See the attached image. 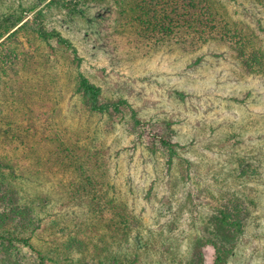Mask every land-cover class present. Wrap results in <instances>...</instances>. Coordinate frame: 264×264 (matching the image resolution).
Listing matches in <instances>:
<instances>
[{"label":"rangeland","instance_id":"1","mask_svg":"<svg viewBox=\"0 0 264 264\" xmlns=\"http://www.w3.org/2000/svg\"><path fill=\"white\" fill-rule=\"evenodd\" d=\"M37 1L6 0L1 10ZM218 5L260 30L264 45L263 7L250 0H219ZM111 11L112 6L93 4L84 15L65 17L60 28L84 58L80 69L102 86L104 96L125 97L138 110L144 140L85 109L75 92L78 67L72 52L50 54L48 44L29 29L17 36V51L1 54L56 58L38 69L25 67L24 84L17 83L23 85L20 95L26 94L24 113L36 111L35 120L48 136L58 132L49 142L40 139L28 178H20L30 196L40 200L45 230L36 242L53 255L57 246L65 249L75 259L95 250L102 256L139 250L140 264L187 259L218 207L232 201L244 232L228 264H264V75L248 73L225 43L195 51L149 44L140 49L121 38L116 50L105 32L112 27ZM90 25L99 33L94 27L86 33ZM163 120L173 122L181 145L171 166L164 153L150 150L152 135L163 133ZM132 221L133 229L127 228ZM73 238L85 253L75 245L65 247ZM25 253L27 264H39L34 251ZM205 258L214 264L212 245L205 247Z\"/></svg>","mask_w":264,"mask_h":264},{"label":"trees","instance_id":"2","mask_svg":"<svg viewBox=\"0 0 264 264\" xmlns=\"http://www.w3.org/2000/svg\"><path fill=\"white\" fill-rule=\"evenodd\" d=\"M5 1L0 0V264H27L26 248L36 253L39 264H140L139 250L131 254L109 252L104 256L95 250L87 258L75 259L65 249L57 246L53 255L51 250L36 242L45 230V220L40 200L30 196L20 178H28L26 172L33 166L32 156L39 150L40 139L49 142L58 132L51 130V137L48 136L46 128L35 120L36 111L33 110L31 116L28 114L32 110L24 113L21 104H24L26 94L20 95L24 91L21 73L25 67L28 70L29 65L38 69L41 65L54 63L56 58H1V54L17 51V36L29 29L37 40L48 44L50 54L60 50L72 52V63L78 67L75 92L85 109L91 114L108 117V125L113 128L121 123L129 134L144 140L146 128L133 104L125 97H105L102 86L80 69L84 58L60 28L65 17L70 21L79 14L84 15L87 7L93 4L105 9L109 5L113 7L114 17L110 19L112 27L105 32L116 50L121 38L127 46L139 44L140 49L150 45L195 51L211 42L225 43L236 53L248 73L264 75V45L259 40L260 30L231 17L223 6L218 5L219 0H49L41 8L39 6L47 0H38L29 6L22 3L10 6L6 8L7 12L1 10ZM250 1L264 8V0ZM31 13L32 18H28ZM59 17L62 24L58 22ZM129 26L132 28L128 29ZM88 27H94L95 33H99L95 25L87 26L86 33H91ZM32 103H36V97ZM160 128L163 133L152 135L150 150L164 153L171 166L180 155L177 131L170 120H163ZM239 214V207L232 201L218 207L206 224V235L193 242L187 259L163 257L164 260L156 264H206L205 247L208 245L215 248L214 264H228L235 254L237 240L244 232ZM135 224L136 221H132L126 226L133 229ZM73 245L80 252H86L76 238L68 241L65 247Z\"/></svg>","mask_w":264,"mask_h":264}]
</instances>
